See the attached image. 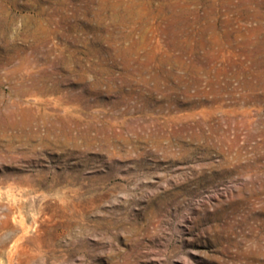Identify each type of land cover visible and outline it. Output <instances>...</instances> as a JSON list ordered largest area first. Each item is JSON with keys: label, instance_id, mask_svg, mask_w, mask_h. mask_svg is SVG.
<instances>
[{"label": "rangeland", "instance_id": "1", "mask_svg": "<svg viewBox=\"0 0 264 264\" xmlns=\"http://www.w3.org/2000/svg\"><path fill=\"white\" fill-rule=\"evenodd\" d=\"M0 264H264V0H0Z\"/></svg>", "mask_w": 264, "mask_h": 264}]
</instances>
